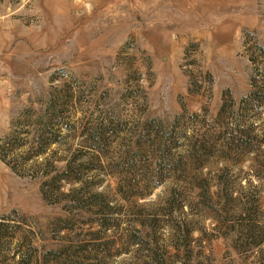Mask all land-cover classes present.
<instances>
[{
    "label": "rangeland",
    "instance_id": "obj_1",
    "mask_svg": "<svg viewBox=\"0 0 264 264\" xmlns=\"http://www.w3.org/2000/svg\"><path fill=\"white\" fill-rule=\"evenodd\" d=\"M257 46L264 0H0V264H264Z\"/></svg>",
    "mask_w": 264,
    "mask_h": 264
},
{
    "label": "trees",
    "instance_id": "obj_2",
    "mask_svg": "<svg viewBox=\"0 0 264 264\" xmlns=\"http://www.w3.org/2000/svg\"><path fill=\"white\" fill-rule=\"evenodd\" d=\"M257 51H259V55L260 56H264L263 54H264V46H257ZM264 58V57H263ZM252 60V59H251ZM252 84H253V86H254V81L252 82ZM248 99L249 100H256V104L257 105H264V93H261V92H259V91H253V92H251V93H249V95H247V97H244L243 99H241V105L242 104H244V102H246V101H248ZM52 124V126H54L53 125V123H51L50 122V125ZM55 140L54 139H48V140H46V141H43L41 144H40V148H38V149H35L34 151H33V153H36V154H41V153H43L44 151H43V149H41V148H45L48 144H50V143H53ZM20 143H18V145H19ZM17 145V144H16ZM33 148H35V147H33V145H32V150H33ZM3 151H2V148H1V145H0V154H1V156H3V153H2ZM11 167V169L13 170V171H17L13 166H10ZM46 173H48V170L46 169L45 171H44V175L46 174Z\"/></svg>",
    "mask_w": 264,
    "mask_h": 264
}]
</instances>
